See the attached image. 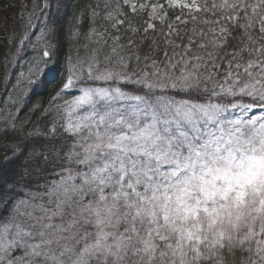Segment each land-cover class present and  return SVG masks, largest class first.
Returning <instances> with one entry per match:
<instances>
[{
    "label": "snow or ice",
    "instance_id": "6c2138e0",
    "mask_svg": "<svg viewBox=\"0 0 264 264\" xmlns=\"http://www.w3.org/2000/svg\"><path fill=\"white\" fill-rule=\"evenodd\" d=\"M8 7L0 264H264V0Z\"/></svg>",
    "mask_w": 264,
    "mask_h": 264
},
{
    "label": "trees",
    "instance_id": "16d2710c",
    "mask_svg": "<svg viewBox=\"0 0 264 264\" xmlns=\"http://www.w3.org/2000/svg\"><path fill=\"white\" fill-rule=\"evenodd\" d=\"M71 8H76L77 5H83L88 2V0H68ZM14 3V0H0V20H3L5 16H11L14 9L8 7ZM63 52H61L59 58L53 57V61H56L51 65V70L53 71L52 75H49L48 78L45 76L42 79H39L35 84L31 85L28 90V96L26 97L27 107L23 109V112L20 113L21 119L31 118L35 120L40 113H36L35 116H32L31 109L35 105L46 104L50 96L57 90L59 87L60 81L63 78L64 71V62H63ZM15 79V77H13ZM11 87L5 86L3 84L2 78H0V103H3L6 98V93L10 92ZM3 125L0 124V128ZM5 147L10 148L11 145H5ZM3 153H0L2 155Z\"/></svg>",
    "mask_w": 264,
    "mask_h": 264
},
{
    "label": "rangeland",
    "instance_id": "374dc122",
    "mask_svg": "<svg viewBox=\"0 0 264 264\" xmlns=\"http://www.w3.org/2000/svg\"><path fill=\"white\" fill-rule=\"evenodd\" d=\"M32 55H33V54H32L31 52H29V53L25 56L24 61H23L22 63H24V64L26 65V64L28 63V61L32 58ZM53 63H54L53 61H49V64L45 67L44 72L38 74V79H37V81H39V79L44 78L45 76H47V78H48L49 75H52L53 71L51 70V65H52ZM21 70H23V69H21L19 66H17L16 69H15L14 71H15V72H18V71H21ZM13 81H14V79H13ZM29 89H30V88H29ZM29 89H28V90H29ZM10 91H11V89H10ZM28 92H29V91H28ZM5 100H6V98H5ZM25 105H26V106H25L24 108L27 107L26 99H25ZM256 114H259V112L257 111Z\"/></svg>",
    "mask_w": 264,
    "mask_h": 264
}]
</instances>
